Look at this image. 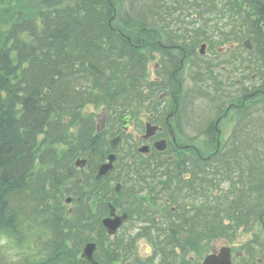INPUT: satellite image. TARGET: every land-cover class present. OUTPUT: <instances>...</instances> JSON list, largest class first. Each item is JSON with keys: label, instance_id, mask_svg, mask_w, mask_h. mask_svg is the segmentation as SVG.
<instances>
[{"label": "trees", "instance_id": "16d2710c", "mask_svg": "<svg viewBox=\"0 0 264 264\" xmlns=\"http://www.w3.org/2000/svg\"><path fill=\"white\" fill-rule=\"evenodd\" d=\"M124 1L119 12V32L112 30V21L108 23L110 12H114V0H69L59 7H52L53 3L48 1L47 9L20 16L7 29L0 30V232L14 237L18 247L24 243L28 249L37 246L33 240L39 232L47 238L44 245L37 247V254L44 255L24 264H88L78 255L89 239L103 244V254L96 252L100 264H111L120 257L116 242L109 239L100 223L106 205L98 203L93 210L89 207L94 190L109 189L105 178L93 181L94 188L86 194L81 187L89 185L91 178L83 175L81 185L75 182V196L79 197L76 206L70 213L63 211L64 200L60 195L78 174L74 157L87 153L88 171L93 174L108 150L93 117L84 116L82 110L88 102L106 100L103 102L107 104L111 100L113 111H117L112 99L118 90L113 86L114 91L109 93V87L122 86L127 80L125 76L133 72V62L125 64L116 53L133 49L121 36L135 39L126 29H145L150 17H174L172 6L180 7V2L189 4L183 0ZM213 1L201 0L206 7ZM244 2L249 3L250 11L264 17V0H234L237 17L241 12L248 16L242 9ZM142 57L143 54L137 56L138 74L145 66L140 61ZM118 62L125 69L130 67L122 80L111 76L118 71ZM73 125L78 126L75 135L71 131ZM259 141L260 137L257 146L250 145L248 166L243 164V154L241 162L235 159L233 164L224 155L216 169L207 170L218 183L223 181L227 189H234L235 194L232 199L226 194L222 197L217 216L202 213L205 225L214 217L218 220L214 227L219 235L230 232H226L223 217L231 225L236 222L246 229L252 228L260 218L264 223V161ZM65 145L64 150L56 151L58 146ZM120 166L127 175L133 172L138 178L152 169L151 160ZM202 188L206 189L207 185ZM32 232L37 235L32 237ZM161 235L164 234H156L154 239L156 253H162L160 264H172L169 258L178 262L177 256L169 257L170 250ZM258 246L247 248L250 262L244 264H257V256L264 260V240Z\"/></svg>", "mask_w": 264, "mask_h": 264}, {"label": "flooded vegetation", "instance_id": "af4514ba", "mask_svg": "<svg viewBox=\"0 0 264 264\" xmlns=\"http://www.w3.org/2000/svg\"><path fill=\"white\" fill-rule=\"evenodd\" d=\"M229 2L227 6L231 7L234 0ZM179 18L150 17L146 28L147 41L135 39L133 42L132 38L121 34L133 49L116 52L119 57H125V64L133 62V72L125 76L127 80L122 86L114 84L118 100L112 101L119 104L115 136L120 135L121 141L113 150L108 148L107 153H116L114 165L122 158L123 164L134 165L137 160L150 155L152 169L148 173L155 176L149 178V183L141 181L135 188V193L142 191L144 194L149 190L144 203H133L127 196L122 198L121 194L114 199L116 214L129 210L135 213L132 221L127 218L119 227L121 240L126 239L128 232L142 233L144 235L135 239L140 238L149 244L147 240L152 238L151 234L163 230L179 232L181 242H188V233L203 228L202 202L206 196L202 193V185L209 182L205 178L208 168L216 169L224 154L231 164L235 159L240 163L242 154L244 160L247 159L252 140L264 135V25L261 24L264 17L250 20L254 28L249 29V37L245 38L249 42L243 40L237 52L233 43L225 48L219 44L232 42V34L221 37L214 28L208 31L205 28L209 27L207 21L195 15L181 18L186 19L184 24ZM197 20L199 24L193 27ZM111 21L108 19L109 24ZM112 30L120 31L116 27ZM144 46L148 47L147 51ZM140 48L147 57H143L146 58L145 70L138 74ZM254 48L256 50L250 55ZM244 51L247 55L243 54ZM128 70L130 67L117 72L116 77L122 80L123 73ZM198 87L212 91V104L210 107L200 105L190 111V103L197 100V93L200 95ZM105 121L103 117L102 127L98 130L108 129ZM206 137L211 139L209 146L204 145ZM111 139H108L109 145ZM141 145L147 146V153L138 151ZM124 157H128V161ZM118 179L116 189L119 190L121 185L130 196L131 183L125 182L130 178L122 172ZM162 184L171 194L165 199L159 193ZM148 208L155 215H144ZM152 216L156 221L163 220L164 227L155 226ZM188 238L194 245H199L194 242L196 236L189 235ZM131 239L135 244L134 238ZM214 242L211 252L218 250L216 244L213 246ZM230 248L233 260L239 254H234L233 247ZM255 262L264 264L263 258H257Z\"/></svg>", "mask_w": 264, "mask_h": 264}, {"label": "rangeland", "instance_id": "374dc122", "mask_svg": "<svg viewBox=\"0 0 264 264\" xmlns=\"http://www.w3.org/2000/svg\"><path fill=\"white\" fill-rule=\"evenodd\" d=\"M50 1L53 3L52 7H59V5H65L69 2V0H62V2H58L59 0H46V2H44V0H0V30H5L9 27V25L18 17L20 16H25L31 13H35L38 10H42V9H47L46 3ZM175 1V0H173ZM230 0H214L213 4L210 5L208 8H206V6H204V2H200V0H187V3H189L188 5H184V3H182V5H180V7L174 5V7H171V10L174 13V17H180L179 20L181 21L182 24H184L186 22V19H181V18H189V17H193L194 15L198 18L201 19L202 21L206 20L207 24L209 27H205L208 31H211L210 29L214 28L216 29L217 33H221V37L226 36L227 34H232V38H230V41L232 42H225L223 41L224 44H221V46L223 48L226 47V45H229L231 43L234 44V50L235 52H237L238 50H240V48L242 47V41L246 38V36L238 39L239 35L246 33L249 34L248 31L249 29L253 30V24L244 16V14L241 12L240 15L237 17L235 14V10L233 8V5L231 7L227 6V3ZM71 2V1H70ZM172 2V0H171ZM114 12L113 10L110 12V16H112L111 20L112 21V26L118 28L119 27V23L121 22L120 20V10L122 9V4L126 3L124 0H114ZM152 3V2H151ZM232 4V2H231ZM125 6H127L126 4H124ZM169 5V3L167 4ZM185 6H187V8H185ZM244 5L242 6L243 9ZM114 15V17H113ZM192 15V16H191ZM156 17V16H154ZM245 19V20H244ZM137 20V19H135ZM139 21V20H138ZM199 20H197L196 22H194V24L192 25L193 27H196L197 24H199ZM204 28V27H203ZM127 34H131L135 39L138 40H145L147 41L148 38V32L145 29H139V27H133L130 29H126ZM27 40H29L26 37ZM133 39V41L135 40ZM144 51H147L148 47L144 46ZM243 49V48H242ZM256 49L254 48L253 50H251L249 52V54L251 55L252 51H255ZM140 54L142 53V48L139 49ZM143 55H146L145 53H142ZM244 55H247L245 53V51L243 52ZM158 56L156 55L155 58H157ZM159 58V57H158ZM157 58V59H158ZM156 59V60H157ZM142 61H145L144 58H141ZM120 64V62H118ZM153 64V63H152ZM125 69V67H121V64L119 65L118 71H114L111 74V76L116 75L117 72H122ZM254 70V69H253ZM114 85H111L109 87V93H111L112 91H114ZM197 88V87H196ZM195 90V89H194ZM198 90L200 91V95L197 93V100L193 101L192 103H190L189 105V109L190 111L193 109H197L200 107V105L206 106V107H210L212 104V98H213V94L212 91L203 87H198ZM102 91V90H101ZM101 91H99V93H101ZM98 92V91H96ZM139 93L141 94L142 92L139 90ZM114 101L118 100V95L115 94ZM105 102H107L106 100H103ZM103 101H98L97 103H86V107L82 110V114L85 116L87 114L89 115H93L95 113H98V116L95 117V124L101 128L102 127V122L103 121V117H105V122L107 123V130L105 135L108 134V138L114 137V135L118 132V117H115L113 108H112V103H107L105 104ZM114 107L118 108L117 105L113 104ZM103 111H106L103 112ZM142 117V116H141ZM78 130V126L73 125L71 126V131L72 133L75 135L76 132ZM104 130V129H103ZM105 132V131H104ZM103 132V133H104ZM107 136V135H106ZM210 137H206L204 138V145L209 146L208 144L210 143ZM67 146H58L56 148L57 152H60L61 150H64ZM69 149V146H68ZM72 151V148H71ZM74 159H76V157H74ZM119 166V165H118ZM117 166V167H118ZM75 182H76V178L73 181L68 182L65 187L67 189V191L63 194H61L60 196H62V200H64L66 197H73V202L69 205H65L67 204L65 202L62 201V205H63V211L67 212L69 208H73L76 206L75 204ZM114 184H116V181L113 180V183L111 184V187L114 186ZM91 187H87L85 185H83L81 187L82 191L84 193H88L89 189ZM117 196V195H116ZM114 196V197H116ZM92 204V198L89 201V207ZM93 204H94V200H93ZM223 222H225L226 224V232H229L228 235H219L217 234V231H212L209 235L203 233L206 232L203 230H198L196 233H188L187 235V240L188 242L184 243V249H186L185 252H183V250H180V253L182 254V260L184 264H194L195 262H197L196 260H198L200 258V256H202L205 252L210 250L211 244L213 241H215L213 243V246L216 244L217 247H220L221 245H229L231 247H233V252L234 254H239L237 256V258L240 256L242 259L241 261H237L236 264H244V262L248 263L250 262L249 258H247V254L245 251V245L244 242L245 241H250L255 237V233L253 231H247L244 232L243 230L239 229L241 228L240 226H238V224H236V222H234L232 225L230 224V221L227 220V217H223L222 218ZM217 220L216 219H212L211 223L208 224L206 226V228H212L214 226H216L217 224ZM37 234L32 232V237L36 236ZM44 233L39 232L38 235L36 236L34 241V244L37 246H34L33 248L28 249V247H25L24 243L23 246H17L15 243V239L14 237H9V239L12 241L13 245L17 248H26L28 249L32 255L26 257L23 261V264L26 260L31 261V260H36L38 258H40L41 256L44 255V253L42 252V254H37V247H41L42 245L45 244V238ZM124 235V234H123ZM129 237H131L133 234L128 233ZM181 235V234H180ZM190 236L195 237L196 239H194V242L199 243V245H194L193 241L188 238ZM234 235V236H233ZM261 237H264V233H261ZM13 238V239H12ZM137 246L134 247L133 249V255H128L123 257V260L119 259L118 261L112 262V264H145L147 261V257L153 250V248L147 244L145 241L141 240L140 238L137 239ZM175 241H177V243L181 246V242L177 239V234L175 235ZM153 242V241H152ZM27 243V242H26ZM107 244V242H105ZM103 245V244H102ZM102 245H97L96 248V252L103 254L104 252V247H102ZM165 247L167 248V250H170V255L169 257H173L175 256V251L176 248L174 247L173 242L165 244ZM154 248H156V245H154ZM242 253V254H241ZM178 254V253H176ZM245 255V257H243ZM145 257V258H144ZM154 257V256H153ZM190 257H193V260H190ZM125 258H127V260L125 261ZM237 258L235 260H237ZM0 259H1V263L5 264V253L2 249H0ZM170 262L172 264H175V262H173V258H169ZM200 261V260H199ZM99 262V261H98ZM149 262L150 264H160V258H149ZM100 264V263H99ZM104 264H107L106 262H104Z\"/></svg>", "mask_w": 264, "mask_h": 264}, {"label": "water", "instance_id": "95a60500", "mask_svg": "<svg viewBox=\"0 0 264 264\" xmlns=\"http://www.w3.org/2000/svg\"><path fill=\"white\" fill-rule=\"evenodd\" d=\"M150 134V133H149ZM118 137L114 139L116 144ZM114 146V145H113ZM161 149V148H160ZM141 151H146L147 147L143 146L140 148ZM115 156L113 154L108 155V162L102 163L98 166V171L96 174V178L101 177L102 175L106 174L109 169L112 167V161L114 160ZM111 214L113 212L111 211ZM125 217V214L122 216H114L113 218H105L103 219V224L108 229L109 233H114L118 226L121 223V220ZM95 249V243H87L81 253L83 258H86L91 264H97V262L93 259V251ZM202 264H232L230 258V248L223 246L219 249L217 253L208 254Z\"/></svg>", "mask_w": 264, "mask_h": 264}, {"label": "clouds", "instance_id": "9594fccd", "mask_svg": "<svg viewBox=\"0 0 264 264\" xmlns=\"http://www.w3.org/2000/svg\"><path fill=\"white\" fill-rule=\"evenodd\" d=\"M0 249L5 253V264H23L24 259L32 255L26 248L15 247L3 232H0Z\"/></svg>", "mask_w": 264, "mask_h": 264}]
</instances>
